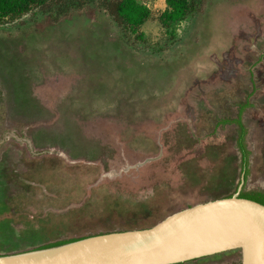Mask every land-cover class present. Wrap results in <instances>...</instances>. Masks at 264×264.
<instances>
[{"label": "rangeland", "instance_id": "rangeland-1", "mask_svg": "<svg viewBox=\"0 0 264 264\" xmlns=\"http://www.w3.org/2000/svg\"><path fill=\"white\" fill-rule=\"evenodd\" d=\"M128 42L96 1L0 25V255L148 228L241 182L264 192V0H201L166 29L165 0ZM133 230V229H132ZM184 264H241L238 250Z\"/></svg>", "mask_w": 264, "mask_h": 264}, {"label": "water", "instance_id": "water-1", "mask_svg": "<svg viewBox=\"0 0 264 264\" xmlns=\"http://www.w3.org/2000/svg\"><path fill=\"white\" fill-rule=\"evenodd\" d=\"M229 198L177 211L148 228L109 232L56 247L0 255V264H179L238 250L264 264V205Z\"/></svg>", "mask_w": 264, "mask_h": 264}, {"label": "trees", "instance_id": "trees-1", "mask_svg": "<svg viewBox=\"0 0 264 264\" xmlns=\"http://www.w3.org/2000/svg\"><path fill=\"white\" fill-rule=\"evenodd\" d=\"M92 1H96L100 8H102L108 14L111 20L120 29L121 34L125 40H127L128 42H141L143 40L144 35L141 31V27L148 20L150 11L147 7L139 4L137 0H0V25L9 21H14L28 14L35 8L42 10L45 14H47L48 17H50V19H52V21L56 22L61 18L68 16L74 11L83 9L85 5ZM200 1L201 0H165L166 8L159 17L161 26L166 29L171 28L172 25L184 19V17L189 12L195 9L196 5ZM248 105V102H244L242 105H240L235 118L221 119L217 123L218 125L233 124L237 127L236 146L240 153V173L244 181L249 175L248 157L250 155V152L247 150L245 143L247 129L243 124L242 115ZM233 194L223 196L221 198H229ZM239 197L264 205V192L262 191L240 192ZM132 229L99 232L96 234H90L82 237L41 245L29 250H39L56 247L90 236ZM29 250L17 251L13 253L25 252Z\"/></svg>", "mask_w": 264, "mask_h": 264}]
</instances>
